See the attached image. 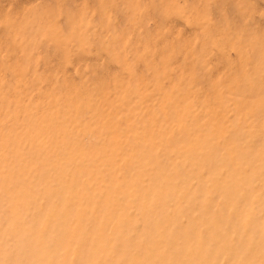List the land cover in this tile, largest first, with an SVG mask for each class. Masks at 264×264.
<instances>
[{
  "label": "rangeland",
  "instance_id": "1",
  "mask_svg": "<svg viewBox=\"0 0 264 264\" xmlns=\"http://www.w3.org/2000/svg\"><path fill=\"white\" fill-rule=\"evenodd\" d=\"M0 264H264V0H0Z\"/></svg>",
  "mask_w": 264,
  "mask_h": 264
}]
</instances>
